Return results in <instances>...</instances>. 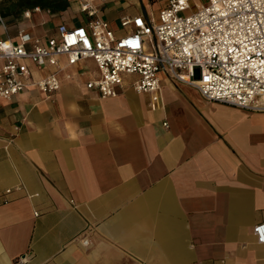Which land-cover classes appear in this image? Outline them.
Wrapping results in <instances>:
<instances>
[{
	"label": "crops",
	"instance_id": "0c3cea01",
	"mask_svg": "<svg viewBox=\"0 0 264 264\" xmlns=\"http://www.w3.org/2000/svg\"><path fill=\"white\" fill-rule=\"evenodd\" d=\"M82 1L0 0V39L82 25ZM166 3L91 5L120 35L114 20L152 19ZM77 72L50 94L0 99V264H264L252 234L264 221V112L207 101L166 75L157 91L136 93L130 76L99 98L84 86L93 61L62 73Z\"/></svg>",
	"mask_w": 264,
	"mask_h": 264
},
{
	"label": "built area",
	"instance_id": "2783aa9c",
	"mask_svg": "<svg viewBox=\"0 0 264 264\" xmlns=\"http://www.w3.org/2000/svg\"><path fill=\"white\" fill-rule=\"evenodd\" d=\"M93 1L80 5L87 16L82 25L60 23L45 39L23 28L14 40L0 39V99L31 88L45 94L57 91L61 74L67 80L86 74H63L66 68L90 59L96 74L84 86L99 98L117 96L130 76L135 77L130 85L136 93L157 91L166 75L207 101L264 112V0H167L158 11V23L140 15L121 17L120 35L95 15ZM23 15L29 17V11ZM49 66L52 71L32 78L33 68ZM252 234L264 244V221L253 225ZM25 262V257L16 261Z\"/></svg>",
	"mask_w": 264,
	"mask_h": 264
},
{
	"label": "rangeland",
	"instance_id": "374dc122",
	"mask_svg": "<svg viewBox=\"0 0 264 264\" xmlns=\"http://www.w3.org/2000/svg\"><path fill=\"white\" fill-rule=\"evenodd\" d=\"M197 2H205V0H196ZM190 6H191V10H195V6H194V2L193 1H190ZM155 8V7H154ZM106 16L113 20L114 19V12L109 9V11L106 12ZM154 21V23H158V10H155L153 9L152 11V15H150ZM114 26L118 29L119 25H118V21L117 20H114Z\"/></svg>",
	"mask_w": 264,
	"mask_h": 264
}]
</instances>
